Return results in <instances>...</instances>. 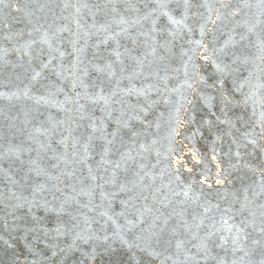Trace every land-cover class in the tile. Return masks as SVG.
<instances>
[{"label":"snow or ice","instance_id":"obj_1","mask_svg":"<svg viewBox=\"0 0 264 264\" xmlns=\"http://www.w3.org/2000/svg\"><path fill=\"white\" fill-rule=\"evenodd\" d=\"M32 4L0 0L3 39L15 41L11 49L0 47V64L10 63V51L20 60L27 58V68L23 63L13 68H25L29 80L17 92H0V98L34 99L62 112L75 111L78 117L69 116L75 127L55 140L62 151L53 147L52 137L66 121L49 117L50 127L41 125L35 135L28 133L29 146L9 143L0 152L4 184L0 189V249L4 253L0 264H96L105 256L107 264H264V164L252 166L243 159L252 153L241 151L251 147L264 155V0L255 4L250 0H145L142 7L125 0L123 11L118 0H104L102 5L65 0L64 10L75 9L76 31L68 24L55 29L46 26V17L38 13L48 6L38 0ZM83 9L88 10L91 24L82 23ZM101 11L110 13L111 20L97 23ZM125 12L135 15L129 19ZM12 13L22 14L24 28L12 30L8 19ZM237 16L244 18L237 21ZM13 20L20 22L17 17ZM145 24L146 31L142 30ZM136 28L141 30L133 34ZM239 28L244 31L238 32ZM62 33L69 34L71 53L54 46ZM93 36V60L85 63L82 56ZM139 37L149 51L133 55ZM121 38L130 40L133 47L121 51ZM101 46L112 59L100 54ZM242 47L255 51L246 54L238 50ZM66 55L71 56L67 66ZM149 56L154 59L148 60ZM124 57L130 65H125ZM173 57L179 60L178 67H171ZM98 60L103 63L94 62ZM35 61L38 67H33ZM158 64L164 68L153 67ZM208 68L212 71L207 72ZM169 69L176 78L182 75L175 86H170ZM90 70L106 77L110 87L104 79L87 83ZM45 71L68 81L74 95L56 87V93L64 94L63 101L55 100L51 91L34 97L31 84L43 79ZM250 103L252 113L246 120L236 110ZM69 104L75 107H65ZM161 104L169 110L163 150L151 130L159 131L164 113L155 120L148 118ZM97 106L100 116L95 114ZM237 123L249 130L233 136L235 151L230 149V156L234 162L228 168L222 166L214 146L220 135L212 140L211 155L188 148L192 167L174 156L181 128L196 126L194 137L202 136V129L211 134L224 125L231 136L233 129L240 131ZM79 128L84 132L73 136ZM45 158L48 166L41 163ZM241 168L258 179L229 191L230 169ZM81 169H86V177L77 176ZM121 249L127 259L122 258ZM257 255L259 259H254Z\"/></svg>","mask_w":264,"mask_h":264},{"label":"water","instance_id":"obj_2","mask_svg":"<svg viewBox=\"0 0 264 264\" xmlns=\"http://www.w3.org/2000/svg\"><path fill=\"white\" fill-rule=\"evenodd\" d=\"M15 3H19L21 5L28 4L29 6H34L32 4V0H13ZM39 3L46 4L48 7L44 9V12L38 13L41 17H46L44 20L46 26L52 25V28L55 29L56 27L63 26L64 24H68L73 31H76V26L72 22V16L75 13V9L69 7L67 10L63 9V3L65 0H38ZM68 3L74 4L77 3L78 0H67ZM81 2H85V0H81ZM87 3L90 5L94 4H103L104 0H86ZM134 3H139L142 7L145 0H132ZM196 3H200L201 0H195ZM233 2H237V0H233ZM251 3L255 4V0H250ZM125 0H118V7L123 11ZM51 9V11H49ZM93 11L95 9L93 8ZM203 11V9H201ZM247 11V10H245ZM255 11V9H253ZM4 12H7V9L4 10ZM83 19L82 23L84 24H91L92 18L88 15V10L83 9L81 13ZM124 15L131 19L135 14L132 12H125ZM69 17L68 20L63 19V17ZM17 17L20 22L16 23L14 22L13 18ZM244 17L237 16L236 20L241 21ZM9 21L12 22V30L17 31L25 27L23 22L22 14L12 13L8 17ZM97 23H102L105 20H111V14L107 13L106 11H101L97 13L96 16ZM191 22V21H190ZM231 26V25H230ZM113 28H115V25L113 24ZM148 25L145 24L144 28L142 30H147ZM141 29L136 28L133 29V34H135L137 31ZM93 31H95L93 29ZM226 31V30H225ZM238 32L244 31L243 28L237 29ZM5 35V30L0 27V47H6L11 49L13 43H9L8 41H5L3 39V36ZM219 35V33H218ZM27 39V36L24 37ZM69 34L68 33H62L61 34V40L58 45H54L60 48V50L65 51L66 53H71V45L68 43L69 40ZM198 38V34L196 36ZM225 37H221L223 39ZM239 37H237L238 39ZM83 34L81 32V43H83ZM209 39H211V36H209ZM251 39H255V37H252ZM96 37L93 36L91 39H89V47L86 50V53L82 56V58L85 60V63H87L89 60H93V52L95 51L91 45L95 42ZM139 44L135 46L136 51L133 53V55H141L145 52H148L149 49L144 44V38L139 37ZM245 45H247V41L243 42ZM45 48V53H47V47L42 46ZM124 47L132 48L133 45L131 44L130 40H126L124 38H121V51H123ZM240 51H244L246 54L254 52L255 49L251 47H242L238 49ZM100 54L103 57H106L108 59H112V57L109 56V51L106 50L103 46H101V49L99 50ZM179 48L177 47L176 52L178 53ZM52 55H58V53L53 52ZM46 58V56L44 57ZM8 61L10 62L7 65L0 64V92L4 93H10V92H17L18 90H21L24 88L26 84H29V80L27 78V74L25 73V68H27L26 59L20 60L18 57V54L14 51H10L7 56ZM125 59V65H130L131 62ZM154 58L149 56L148 60H153ZM71 56L66 55L64 58V65L67 66L70 64ZM97 63H103V60L94 61ZM23 63L25 65V68L16 67L13 68L14 64ZM39 61H35L33 64V67H38ZM156 66H159L161 69L164 68L163 64L153 65L155 68ZM179 66V60L175 57L171 60V67H178ZM117 68L120 66L117 65ZM251 67V66H249ZM129 71L131 68L128 69ZM212 69L208 68L207 72H211ZM67 73H65L66 75ZM164 72L161 71V75H163ZM170 76L173 77V79L170 82V86H175L179 82V78H182V75L179 78H176V74L171 72V69H169ZM260 75L259 73H257ZM244 75H247V72L244 73ZM19 77V78H18ZM104 79L106 82V87H110V85L107 84L106 77L103 75H99L95 73L94 71L90 70V75L88 78H86V82L91 84L93 80H95L97 83H99V80ZM261 81L264 82V76L261 77ZM125 84L127 81L124 82ZM139 81H137V85L139 86ZM56 87H62L64 88V91L67 92L69 95H74L69 89V82L64 81L61 79H58L54 74H51L48 71H45L43 74V79H41L39 82L31 84V94L35 96L40 95H47L49 91L54 93L53 98L58 101L64 100V94L63 93H56ZM229 87H231V84H229ZM79 90V89H78ZM245 91H248V89H245ZM81 103H87L86 101H81ZM67 108H74V105H65ZM91 105H88V110L92 111ZM214 111L216 109H213ZM161 112L164 113V118L161 120V127L158 132H156L155 129H152L151 131L155 133L161 140V144L158 145V147L163 150L167 147V141L164 139L166 137L168 132V124L167 120L169 117V110L166 106L163 104L159 105L154 112L148 117L150 120H155L156 116H158ZM237 114H240L243 112L245 119L248 120L249 117H251L252 113V105L251 103L247 108H241L236 110ZM257 112H259V109H257ZM95 114L97 116H100L101 113L99 111V107H96ZM203 113H201L202 115ZM174 115V114H173ZM69 116L71 117H78V114L73 111L72 113H66L59 111L56 107L49 105H45L43 103L36 104L34 99H26L24 97H21L19 100L13 98L11 100L0 98V152H2L5 148L9 146V143L12 144H21L23 143L25 146H29L30 142L28 141V133H35V129L37 127H43L47 128L50 127L48 123V118L51 117L53 120H65V124L62 127H57L56 133L53 135V147L58 148L59 151H62L63 149L55 144V140L59 139L61 136H67L69 134V130L71 128H74L75 125L71 124L68 120ZM254 120L255 117H252ZM81 124L86 125L87 121L80 122ZM196 126L189 125L185 128H181V136L177 137V143L173 145L176 147L177 152L174 154L175 157H180L182 159V164H186L189 167L193 166V162L191 160V155L188 152V148H195L199 153L204 154L207 153L208 155H211V148L213 147L212 140L216 135H220L221 139L218 140L215 143V148L217 152L219 153V159L221 160L222 166L225 168H228L230 162H234V157L230 156V149L232 152L235 151V145L232 144V138L233 136L239 137L241 132H244L246 130H249V126L241 127L239 123H237V128L240 129L239 132H237L235 129L232 130V135H227L228 132L227 126L219 125L217 126L214 131L210 134L207 130V128L202 129L203 135L197 134L196 136H192V133L194 131V128ZM257 132H259V128L256 129ZM84 132V128L76 129L72 135L73 136H79ZM41 140H44L43 136L38 137ZM190 138V139H187ZM182 141V143H180ZM47 142V141H45ZM71 143V139L69 140V144ZM184 145H187L188 147H184ZM33 148H35L34 144H31ZM71 147H69V155H71ZM245 153H252L251 155L245 154L243 159L247 162H249L252 166H258L264 164V155L260 154L259 152H253L251 147H249L247 150H241ZM31 155L35 156L36 153L33 152ZM48 155H51V152L48 153ZM98 159V157H96ZM24 159H27V154H25ZM154 162V161H153ZM42 164L45 166L49 165V161L47 158L41 161ZM94 166V161H93ZM63 167V165H61ZM176 167H180L181 171H183V168L181 165H176ZM213 171H214V165H212ZM196 172H200V168H196ZM230 179L233 181L231 185H226V187L229 189V191H236L241 189L243 186L251 184L254 180L258 179V176L253 174L252 172L248 171L247 169H230ZM185 176H187V173H184ZM77 176H87L86 169H81V171L77 172ZM124 174L121 173V178H123ZM239 177H242L243 180L238 179ZM74 182V181H73ZM87 183V181H86ZM4 187L2 178H0V189ZM79 187V185H78ZM215 188V186H214ZM147 194V193H146ZM215 193L213 192V196ZM84 199V198H82ZM98 201V196H97ZM117 210L118 207H117ZM86 211V210H85ZM94 215V214H89ZM42 247V246H41ZM122 254L123 259H127V255L124 254L125 250H120ZM221 255H223V252H221ZM3 249H0V257H3ZM229 259H231L230 251H229ZM254 259H259V256H255ZM108 257H99L96 261V264H107Z\"/></svg>","mask_w":264,"mask_h":264}]
</instances>
